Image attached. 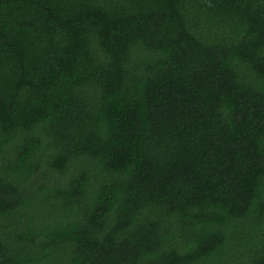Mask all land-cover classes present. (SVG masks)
I'll list each match as a JSON object with an SVG mask.
<instances>
[{
    "label": "trees",
    "instance_id": "obj_1",
    "mask_svg": "<svg viewBox=\"0 0 264 264\" xmlns=\"http://www.w3.org/2000/svg\"><path fill=\"white\" fill-rule=\"evenodd\" d=\"M0 264H264V0H0Z\"/></svg>",
    "mask_w": 264,
    "mask_h": 264
}]
</instances>
